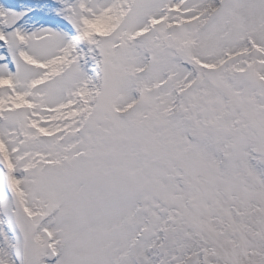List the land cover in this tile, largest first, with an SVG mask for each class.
<instances>
[{
  "label": "snow or ice",
  "instance_id": "1",
  "mask_svg": "<svg viewBox=\"0 0 264 264\" xmlns=\"http://www.w3.org/2000/svg\"><path fill=\"white\" fill-rule=\"evenodd\" d=\"M0 264H264V0H0Z\"/></svg>",
  "mask_w": 264,
  "mask_h": 264
}]
</instances>
